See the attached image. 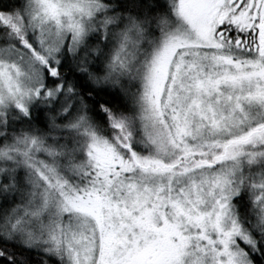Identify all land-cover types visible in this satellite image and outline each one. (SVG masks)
<instances>
[{
    "label": "snow or ice",
    "instance_id": "obj_1",
    "mask_svg": "<svg viewBox=\"0 0 264 264\" xmlns=\"http://www.w3.org/2000/svg\"><path fill=\"white\" fill-rule=\"evenodd\" d=\"M0 264H264V0H0Z\"/></svg>",
    "mask_w": 264,
    "mask_h": 264
}]
</instances>
